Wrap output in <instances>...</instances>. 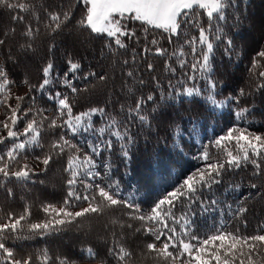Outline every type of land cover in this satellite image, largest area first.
<instances>
[{
  "label": "trees",
  "instance_id": "obj_1",
  "mask_svg": "<svg viewBox=\"0 0 264 264\" xmlns=\"http://www.w3.org/2000/svg\"><path fill=\"white\" fill-rule=\"evenodd\" d=\"M10 2L25 4L26 8L0 4V40H4L0 44V68L12 82L9 88L25 89L17 96L24 97L17 102L22 109L17 114L31 108L14 131L23 133L27 121L35 118L40 133L31 143L29 137L33 133L15 141L25 143V148L19 150L11 170L30 161L40 162L42 167L30 171L28 179L0 175V223L10 224L25 217L16 231L0 236L13 253L8 258L0 250V264H12L13 259L29 260V264H173L170 258L165 260L147 248L149 243L162 248V243L145 231V227L154 226L151 221L136 218L149 214L160 200L171 199L172 192L186 193L178 195L172 205L163 206L165 210L171 208L179 222L169 220V226L176 228L179 238L185 241L190 238L184 235L185 231L201 239L220 232L264 234V156L256 157L259 168L248 161L240 167L226 165L217 177L219 183L197 184L195 193H187L184 185L195 171H199L194 176L198 181L210 163L226 161V150L237 153L235 139L216 144L230 131L233 137L241 132L249 137H264V77L260 75L264 72V57L258 55L264 52V0H224L221 13H214L211 19L204 9L196 8L195 14L189 11L181 18L176 35L134 18H124L122 23L135 33L119 37L124 48L114 43V37L95 33L80 23L86 15L81 0ZM259 8L262 17L255 16ZM50 13H68L69 19L53 31L56 22L49 18ZM257 21L261 24L254 35ZM201 26L213 46L211 52L206 44L199 43ZM29 29L32 35L25 34ZM153 40L157 43L153 44ZM158 48L163 49V54L157 53ZM204 53L209 57L206 69L202 66ZM70 62L78 63L79 68L72 71ZM48 64L53 65L50 83L40 90L45 78L43 69ZM188 90H192V95H188ZM57 93L68 98L74 116L93 108L104 111L84 117L76 135L66 126L51 128L52 119L61 124L68 118L59 115ZM8 108L12 109L7 103L0 104V110L9 112ZM61 136L76 145L78 151L68 147L63 152L54 150L52 144ZM13 143L12 139L0 143V155ZM93 146L99 154L93 156L95 166L90 170L100 175L90 178L88 169L80 168V176L71 189L87 195L96 193L94 187L85 191L87 184L111 185L107 190L116 193V199L134 207L124 203L102 206L97 213L74 217L64 224L53 222L47 230H32V224L53 221L44 206H59L71 212L88 207V201L68 197L67 181L72 176L67 169L69 157L77 155L83 159L92 155ZM205 152L208 159L204 158ZM47 154L53 158L45 166L42 160ZM65 200L69 203L65 204ZM94 203H100V198ZM105 209L116 211L114 219L120 222L122 236H109L103 242L81 238L77 224L90 215H101ZM186 221H191L190 227ZM69 236V246L62 244L60 240ZM121 248L130 254L123 260L119 258ZM250 255L254 264H264V245ZM186 258L177 259L174 264H183ZM239 259L249 264L247 256Z\"/></svg>",
  "mask_w": 264,
  "mask_h": 264
},
{
  "label": "snow or ice",
  "instance_id": "obj_2",
  "mask_svg": "<svg viewBox=\"0 0 264 264\" xmlns=\"http://www.w3.org/2000/svg\"><path fill=\"white\" fill-rule=\"evenodd\" d=\"M81 3L85 5L86 15L80 21L81 24L86 25L95 33H106L109 37H114V43L121 48L126 47V45L121 41L119 37L135 36V33L129 32L127 26L122 23L123 18L135 19L137 21H142L145 24L154 26L155 28L163 29L166 32H171L172 34H178V30L181 27V18L187 16L189 11H192L195 14V9H206L207 16L209 19L213 18L214 13H221V10L224 8V0H81ZM0 4L6 5L8 8L20 7L25 9V4L15 5L10 2V0H0ZM49 18L56 22V27L53 31L59 29L61 25L69 19L68 13L56 14L50 13ZM220 19L223 18L222 15H219ZM206 29L200 27L199 31V43L206 44L208 52L212 50V44L207 42V36L205 35ZM26 35H32V29H29ZM4 40H0V44H3ZM153 44L157 42L152 41ZM195 43V41H193ZM231 43V42H230ZM195 51V49H193ZM158 54H163V49H156ZM183 55V53H181ZM260 57H264V52L258 54ZM203 67L206 69L208 66V54L204 53L202 55ZM255 66V65H254ZM79 68L78 63L70 62V69L75 71ZM151 68V65H149ZM53 65L48 64L44 69V79L39 85V89L43 90L49 83V76L52 73ZM173 70V69H169ZM132 75V73H129ZM260 75L264 77V72H261ZM12 83L8 80L7 74L3 68H0V93L4 94V98L0 99V104H6L8 100L7 92L9 90V85ZM215 87V85H213ZM72 91L75 92L76 89L72 88ZM188 95H192V90H188ZM24 97H17L18 101H22ZM56 99L58 100V112L60 117L67 116V119H64L61 124H57L56 119H52L49 127H68L73 135H76L77 132L81 129L84 120V117H89L91 114L96 112H103L104 109L93 108L90 112L81 113L80 115H73L72 107L67 97H60V94H56ZM151 99V96L148 97ZM140 103L137 102L136 109H139ZM18 112H21L20 104L18 103L15 108L11 109V116L8 118V121L3 122L4 129L7 130V137L0 136V143H3L5 139H12L14 141L12 147L4 154L0 155V175L4 178L15 177L16 179H28L30 177V169L27 164L21 165L17 170L12 171L13 163L17 161V155L19 150L25 148V143H15L21 135L28 136L29 133H33L29 137V143L36 141V138L39 136V131L37 127V121L35 118H32L27 121L23 133L19 130H13L16 128L20 120L28 116L31 112L29 107L27 110H24L21 115H17ZM144 119V117H140ZM115 121H113V124ZM101 132L104 129L100 130ZM117 136L120 135L119 132L115 133ZM236 140L237 153L233 154V151L226 150V161L217 160L216 163H210L208 165L207 172H201L199 180L197 181L194 177H189L184 185L187 188V193H195L197 191V184L207 185L211 183H219L217 177L221 175L222 170H226V165L228 167H240L242 162L248 161L255 165L257 168L260 167V164L257 163L256 157L264 156V137L254 136L249 137L241 132L238 136L233 137V133L230 131L226 137H222L220 140L216 141L217 145L221 144L222 140ZM244 141L245 143H241ZM65 147L73 148L78 151L76 145L72 144L69 140L64 139L63 136L60 137L59 141H54L52 148L59 149L60 152H63ZM251 153V154H250ZM99 150L97 147H92V155H85L81 159L77 155L69 157L68 169L71 172L72 178L67 181L70 186L68 192V197L74 198L76 200L83 199L88 201V207L83 208L81 211L70 212L66 208L56 209L51 205L47 206L44 211L55 214L56 217L63 215L66 219H56V224H64L68 222L71 218L80 217L87 213H97L101 211L102 206H114L120 203L126 204L128 207H134L131 204H128L127 201H120L115 198L116 193H110L108 188L111 185L101 186V184H87L85 185V191L90 188H95L96 193L88 192L87 195H82L75 190L71 189V186L77 183V179L80 176L78 169L85 168L88 169L86 172L87 176L90 178H95L99 176L100 173L91 172V167H94L93 156L98 155ZM127 155V153H125ZM53 156L47 154L42 163L47 166L52 160ZM204 158L208 159V153H204ZM39 159V157L37 158ZM179 196L186 195L185 192H176L169 193V198L160 200L152 209L151 212L147 215H140L136 217L141 221H151L154 225L153 227H145V231L150 232L154 235L155 241L162 243V248H157L156 243H149L147 248L158 252V254L164 257L165 260L169 258L174 262L177 259L182 257H187L184 259L183 264H212L215 261V264H236L237 259L247 256L249 264H254L252 257L250 255L251 251L257 250L261 245H264V234H257L251 236H241L238 233H226L220 232L215 235H210L207 238L201 239L200 237L190 234L188 231H185L184 235L189 236V240L185 241L184 239L179 238L177 234V229L169 226V220H173L176 223L179 221L175 220L171 212V208L165 210L163 206L165 204L172 205L173 200L177 199ZM97 197L100 198V203H94L97 200ZM65 204H68L69 201L65 200ZM213 203H216L213 201ZM138 211V209H137ZM243 211V209H242ZM25 219L24 216H20L15 219L13 222L9 223H0V236L7 231H16L17 227L20 225L21 221ZM184 219V217H181ZM53 224L52 220L44 224H32L30 228L35 229H45L47 230ZM187 227L191 226V221H186ZM177 241V243L174 242ZM195 241L196 243H193ZM217 241L219 243L217 244ZM173 249L170 251L169 249ZM248 248L250 251L245 252L244 249ZM214 249V251H213ZM0 250L8 257L12 258L13 253L5 246V243L0 240ZM91 251V250H89ZM119 258L123 260L126 256L130 255L123 248L120 249ZM12 264H29V260H12ZM60 264H65L64 261H61ZM239 264H244L243 259H239Z\"/></svg>",
  "mask_w": 264,
  "mask_h": 264
},
{
  "label": "rangeland",
  "instance_id": "obj_3",
  "mask_svg": "<svg viewBox=\"0 0 264 264\" xmlns=\"http://www.w3.org/2000/svg\"><path fill=\"white\" fill-rule=\"evenodd\" d=\"M204 10L207 13V10L206 9H204ZM260 11H261L260 8L257 9V13H255V16L257 15V17H262L263 14ZM259 24H261L260 21H257L254 23V25H255L254 31H253L254 35L258 33V29L260 26ZM103 34H106V33H103ZM20 55L22 56V54H19L18 57L20 58V61H22ZM1 63H2V60L0 59V64ZM24 92H25V89L23 87L9 88V90L7 92L8 100L6 102L8 104V106L12 109L15 108L17 105V102H18L17 96H19L20 94H23ZM21 111H22V109H21ZM10 116H11V110L10 109H9V112H8V110H4V109L0 110V136L7 134V130L4 129V127H3V122L8 121L10 123V120H8V118ZM27 165L29 166V168H31L30 169L31 171L40 170L42 167L40 165V162H36V161H30L27 163ZM51 166L55 167V163ZM197 174H199L198 170L192 174V177L196 176ZM46 207L47 206H44L43 209H45ZM52 207L56 208V209L62 208L59 206H52ZM67 211H70V210H67ZM49 212L51 214L53 222H55L56 219H66L65 217H63V215L56 217L54 213H52L51 211H49ZM115 215H116V211L114 209H109V210L105 209V212L102 213L101 215H97V214L90 215L91 216L90 218L85 219L82 222H79V224H77V230H78L77 232L80 234L81 238H83L84 240H92V241H97V242H99V241L103 242L109 236H116L117 235V236L121 237L122 232H121V228H120L121 227L120 222H118V221H116V219H114ZM123 232H124V230H123ZM126 234L127 233H125V235ZM127 237H128V234H127ZM65 238L66 239H61L60 241L62 244L69 246L70 240L72 238L70 236L65 237ZM67 242H69V243L67 244ZM137 244H139V241L137 242ZM139 246L140 245H138V247ZM152 257H154V256H152ZM154 260H155V258H154ZM73 264H98V263H73Z\"/></svg>",
  "mask_w": 264,
  "mask_h": 264
}]
</instances>
